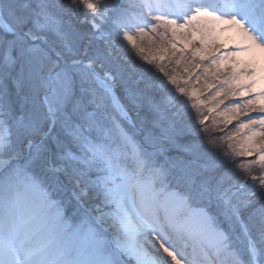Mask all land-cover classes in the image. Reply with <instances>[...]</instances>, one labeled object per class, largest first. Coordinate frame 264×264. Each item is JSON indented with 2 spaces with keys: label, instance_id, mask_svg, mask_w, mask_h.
<instances>
[{
  "label": "snow or ice",
  "instance_id": "snow-or-ice-1",
  "mask_svg": "<svg viewBox=\"0 0 264 264\" xmlns=\"http://www.w3.org/2000/svg\"><path fill=\"white\" fill-rule=\"evenodd\" d=\"M78 3L96 14L80 21L95 39H103L101 25L111 24L115 40L139 54L129 30L151 40L150 33L164 29L160 36L167 33L168 46L144 61L158 73L148 80L119 65L104 67L114 44L93 58L68 62L46 41L36 43V32H51L72 54L68 34L49 11L65 7L60 0H0V264H190L178 247L190 239L199 243L207 264H264V203L254 207L253 199L264 189V144L243 151L256 156L258 183L243 174L250 165H234L239 184L224 175L197 183L187 165L172 162L168 168L155 161L166 157V145L195 132L182 146L191 155L202 130L195 126L207 120L205 105L211 114L224 100H243L227 109L238 116L243 108L248 117L236 131L255 135L253 125L264 129V0H209L191 6L182 20L150 14V6L131 0L124 6L113 0L111 9L108 0ZM130 12H139V23ZM195 43L200 47L192 50L193 60H208L213 79L229 70L206 101L195 88L200 77L181 63ZM6 78L17 96L27 88L18 104L9 99ZM216 114L227 127L231 117ZM141 115L151 127L143 144L130 131L141 130ZM249 178L253 184L241 199ZM249 208L245 220L242 210Z\"/></svg>",
  "mask_w": 264,
  "mask_h": 264
},
{
  "label": "rangeland",
  "instance_id": "rangeland-1",
  "mask_svg": "<svg viewBox=\"0 0 264 264\" xmlns=\"http://www.w3.org/2000/svg\"><path fill=\"white\" fill-rule=\"evenodd\" d=\"M8 2L9 0H4V3ZM50 2L54 4L56 3V0H50ZM92 2L100 4L101 0H92ZM131 2L142 7L150 6L143 0H131ZM60 3L65 5V7L50 8L49 11L55 13V15L61 21V30L68 34V39L71 42L73 48L72 54L68 55L65 52L62 42L56 38L54 33L51 32H36L35 35L37 36V44H41L42 42L46 41L47 48L52 49L54 52L60 53L62 58L68 60V62H70L72 58L84 60L93 58L99 52L108 51L109 49L107 45L114 44L116 47L111 49V56L104 57V67L119 65L121 68L126 70L132 69L137 77L143 75L145 80L151 79L158 75L155 66H150L144 63V61L151 59L154 55H158L161 49L167 48V42L170 37L166 32L163 39H161L160 36V32L164 31V29H159L155 33H150L149 35L151 36V40H149L147 38L136 36L135 33L138 31L137 28H132L130 30L121 28V33L125 30L130 31V35L133 36L134 43L140 49L139 54H137V51L130 45H127L126 42L122 40H115L116 34L111 24L101 25L103 28V39L93 38L92 30L89 25L81 24L80 21L85 17H91L96 14L84 10L83 7L78 3V0H60ZM112 3L113 0H108V3L105 6L111 9ZM121 4L124 6V0H121ZM150 14H155V12L151 9ZM130 17L137 23L140 22L139 12H130ZM151 26L152 25L150 24L149 27ZM24 30L27 31V29ZM9 39H11V37H9ZM178 39H180L181 43H183L182 37H178ZM195 44V46H192L193 44L189 46V50L185 52V58L182 59L181 63L182 65L187 66L188 69L192 70L195 75L200 77V80L195 85V88L198 90V94L201 96V98L206 101L208 99L210 90L214 91L216 88L220 87L218 80L225 78L229 74V70L225 69L220 73H216V78L213 79L212 77L215 69L209 64L208 60L201 61L199 57L193 60L192 50L200 47L198 43ZM27 46H33L32 42L29 41ZM120 46L123 47V51L117 50V48ZM208 51L211 52L212 49L208 48ZM168 54H171V49H169ZM177 56L179 57V53H177ZM141 57H143V59H141ZM125 61H127V63H125ZM189 61H191V63H189ZM159 63H166V61H160ZM193 64H200L201 67L193 69ZM204 67L208 68V72L206 74L201 71V69ZM15 71H18V67ZM15 71H13V75H15ZM169 74L171 75L172 73ZM5 83L8 88L9 99H11L13 103L18 104L27 94V88H24L21 91L20 96H17L15 90L11 87L10 80L6 78ZM205 85H208V87H205ZM223 87L226 89L227 85ZM242 102L229 98L224 100L220 107L211 114L208 113L207 105H205V107L201 108V113L203 116L207 117V120L203 126L199 124L195 126L197 129L202 130L199 133V137H197L192 143L191 155H185L182 152V146L187 144L190 139L196 136L195 132L192 133V136L178 139L175 145H166V157L163 155H158L155 158L156 163L164 165L168 168H171L172 162H175L176 164L183 163L188 166V172L195 178L197 183L201 177H219L220 175H224L226 178L231 179V182L235 184H239V181L235 179L236 171L234 169V165H250V167L247 169V172L243 174L249 177H256V182L258 183L259 176L262 173L260 166L253 164V155L255 154H252L248 157L243 155L245 147L255 148L257 147V144L252 139H247L248 136L241 134V131L237 132L230 126L225 127L222 121L223 115L216 114L218 112H223L225 115L228 108ZM242 113H244L243 108L239 110L238 115ZM231 114L237 115L235 113ZM195 115L196 113L193 112V116ZM184 123L186 126H190L187 122V117H184ZM257 126L258 125L252 126L253 132L255 133H258L256 130ZM138 128L141 130L139 132L136 131L134 136L143 144L144 136L151 134L150 123L140 121L138 122ZM170 150L175 154L169 155ZM236 153H240L241 155L238 156ZM213 168L215 171L211 170ZM252 184L253 180L249 178L247 180V186L244 187L243 192L240 194L241 199L247 195ZM56 197L66 198L62 196V194H56ZM253 199L256 201L254 207L258 206L260 203H264V189L258 190L257 196L253 197ZM251 210V208L242 210V217L245 220L248 219ZM69 215H71V213H69ZM253 236H255V229L253 230ZM236 247L239 249L240 253L243 254V244L237 243ZM245 259H247L246 256Z\"/></svg>",
  "mask_w": 264,
  "mask_h": 264
},
{
  "label": "bare ground",
  "instance_id": "bare-ground-1",
  "mask_svg": "<svg viewBox=\"0 0 264 264\" xmlns=\"http://www.w3.org/2000/svg\"><path fill=\"white\" fill-rule=\"evenodd\" d=\"M145 3L149 4L151 6V9L155 12V14L160 15L162 18L167 19H177L182 20L184 17L190 14V7L193 5H198L201 3L207 4L209 0H143ZM215 3L221 4L223 3V0H214ZM116 34V33H115ZM196 44H193L192 46H195ZM215 50L214 47H209ZM248 97H244L243 99H247ZM243 101V100H238ZM225 115H228L231 117V120L227 122L228 126H230L233 130H236V127L239 123H247L248 120L246 116H244V113L240 115H232L231 113L227 112ZM250 115L253 118H259L260 113H251ZM222 121L225 125L224 116H222ZM256 130L258 133L255 135H252V133L248 132V129L241 130V134H244L246 136H250L251 139L257 144V147L255 149L259 151L262 144H264V129H260L258 126L256 127ZM255 133V132H254ZM253 159L255 160L256 157L253 155ZM178 247H182L185 249L187 259L190 261V264H207V258L204 254V252L201 250V247L199 243L195 240H188L186 243L185 241L181 240L178 242ZM146 250L149 251V255L154 257L156 256V253L153 252L150 249ZM209 256L211 253L208 254Z\"/></svg>",
  "mask_w": 264,
  "mask_h": 264
},
{
  "label": "trees",
  "instance_id": "trees-1",
  "mask_svg": "<svg viewBox=\"0 0 264 264\" xmlns=\"http://www.w3.org/2000/svg\"><path fill=\"white\" fill-rule=\"evenodd\" d=\"M140 121H143V122H145V123H150L148 120H145V119L143 118V115H141ZM140 121H139V122H140ZM130 131L132 132L133 135L136 133L135 130H130ZM174 154H175V153L172 152V151L170 150V154H169V155H174Z\"/></svg>",
  "mask_w": 264,
  "mask_h": 264
}]
</instances>
